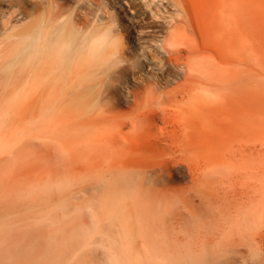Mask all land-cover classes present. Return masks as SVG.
Masks as SVG:
<instances>
[{"label":"bare ground","instance_id":"6f19581e","mask_svg":"<svg viewBox=\"0 0 264 264\" xmlns=\"http://www.w3.org/2000/svg\"><path fill=\"white\" fill-rule=\"evenodd\" d=\"M112 24L126 61L115 73L99 36ZM124 29L140 45L134 57ZM262 29L264 0H0V180L24 154L48 159L20 178L21 196L0 191V264H19L26 246L18 221L30 214L16 212L27 208L17 198L66 185L68 126L82 135L83 155L98 158L84 176L82 190L96 194L83 198L80 229L94 264H264V172L245 145L264 114L263 74L246 65L264 48ZM28 107L33 133L8 128ZM174 169L190 176L200 203L167 194ZM46 201L35 218L66 216L44 213L56 198Z\"/></svg>","mask_w":264,"mask_h":264},{"label":"rangeland","instance_id":"374dc122","mask_svg":"<svg viewBox=\"0 0 264 264\" xmlns=\"http://www.w3.org/2000/svg\"><path fill=\"white\" fill-rule=\"evenodd\" d=\"M179 20L181 21L182 19H179ZM182 21H184V20H182ZM198 30H199V28H197V32H198V35L201 36V33ZM124 31L126 32L125 33L126 34V50L129 53L128 54L129 56L134 57V55H136L137 53H141L140 45L137 44L133 40V38L131 39L129 30L124 29ZM148 33H149L148 34L149 36H152L153 34L156 33V31L150 30ZM218 33H220V32L218 31ZM259 35L264 36V29H262L261 32H259ZM206 52H207L206 54L210 58H213V57L218 55V52L213 48L206 50ZM252 55H253V58L251 59V55L248 54L250 59H248L249 61L246 62V65H251L253 62L261 69V75L263 74L262 75V82H261V84L263 86L261 89V104L264 106V48H261V50L259 52L252 53ZM127 85H129V84H125V86H127ZM0 92H1V90H0ZM28 100L29 99L26 97L25 104L28 102ZM118 110H119V112L129 113L132 109L129 105H123ZM24 112L25 113L21 116V119H20L19 114L16 115L15 118H13L11 121V123H13V122L14 123L9 124L8 128H18V126H19V127H21L19 129H22V128L25 129V126H26V130H28V131L31 130L30 132L32 134L34 127H33L32 115L30 112V108L28 107L26 110H24ZM13 120H15V121H13ZM29 121H30V123H29ZM24 122H26V123H24ZM27 122L29 124H27ZM17 123L21 124V126L17 125ZM23 123H24V126L22 125ZM140 133H142V132H140ZM63 138L65 140L64 144L62 145L63 147L60 145L62 150L64 149L63 154H64V156H66L67 155L66 153L68 151L70 156H72L70 158V157H68L69 156V154H68L67 159H69L70 161L69 160L66 161L67 160L66 157H63L62 156L63 154H61V156L63 157L62 159L66 163L65 170L67 171L69 169L66 172L67 173V176H66L67 180L65 181L66 185L63 187V188L66 187V189L62 188V190H61L63 195L61 194V191H59L58 188L54 190L53 194H52V191H50L49 194H47L48 193L47 192V193H42L41 195L37 194L36 192H35L36 194L33 192H32L33 193L32 194L31 192L27 191L25 193V198L19 197V198H17L18 200L15 203L18 206L23 205L24 203H25V206L27 205L26 210L16 211V212L30 214V216L28 218H26L24 221L23 220L18 221V223H20V222L23 223L22 225L20 223V225H21L20 228L24 227V229L27 230L26 236L23 237V239H22L26 246L18 255L14 256V259H13L14 261L18 262L19 264H40V262L43 261L44 257L45 258L48 257V260H50V264H87V263L89 264L90 260L92 261V262L90 261L91 262L90 264H94L93 259H94V256L96 254L95 248H94V246H92V247L89 246L87 248L84 245L83 240H82L83 236L81 237L80 232L82 230V228H81L82 227L81 223H82V218H83L82 213H84V211H87V209L85 208V205H87V203H88V200H84L83 198L85 196L93 194V193L96 194V190L94 188H92L89 192H85L84 190H82V186H83L84 181L86 179V177H84V176H87V178L90 177L89 175H87V172H89L90 170H93V168L97 165L98 158L95 157L96 159H94V156H88V157L85 156V155H87V153L85 150L83 151L84 148H81V145L83 147L84 140L82 138V135L79 134V130L73 128V126H68L66 128L65 133L63 134ZM231 139H232V137H230V140ZM245 145L248 148L247 150L254 149L253 151H247V154H249V153L253 154L254 153L252 155V157H255V155H256L255 158L251 159L250 165H253L254 168L256 167L255 168L256 170L264 172V114L260 120V127H259V131H258L257 136L253 139L252 138L246 139ZM55 149L54 150L59 153L60 148H58V146H57ZM65 150H66V152H65ZM31 151L34 152V149L32 148L28 152L30 153ZM57 152H56V154L55 153L53 154V155H56V157L51 158L50 160H52V159L57 160V155H58ZM84 152L86 153L85 155H83ZM30 154L28 156H26L27 154L22 155L20 157V159L22 160L23 157L26 156V157H28L27 160L24 157L25 160H22V163H21V160L19 159L15 163V166H13L14 168H11L10 171H7L6 174L8 176L5 173L3 174V177L1 175V178H3V180H6V178L8 180L6 182V181H3L1 179L0 184L2 182L8 183V181H9L8 185L10 187V188H7L8 185L3 183L1 185L2 188L0 187V191L2 192V193L0 192L1 194H4L5 191H6L5 192L6 194L8 191L9 192L11 191L12 193H16V192L18 193L19 192L16 196L22 195V194H20V191H19L20 189L18 188L20 183H22V182L19 183V181H21L22 178H23L22 180H24V178H25V180L28 179V174L30 176V174L32 172L31 169L33 170V174H34V172H36V170H39V168L41 167L40 162L43 163V161L47 158L46 156H42L43 158H45V157L46 158L45 159L42 158L43 161H40V160H42L41 156H38L36 151L31 154V156H33V157H30ZM33 154H35L38 157H36ZM80 154H81V156H80ZM58 156H60V155H58ZM29 157H30V159H29ZM78 157H86L87 159L86 158H83V159L87 160V161L85 163H83V160L78 158ZM188 157L184 156L183 158H185L186 161L189 162L192 159L190 157L189 158ZM47 160H45V161H47ZM35 161L36 162L38 161V162L35 163ZM75 161H76L77 165L74 164ZM26 162H27V164H26ZM90 162H92L93 164ZM22 164H23V166H22ZM89 164H91V165H89ZM180 166H183L186 169V173H187V168L184 166V164H181ZM204 166L207 168H212L213 163L210 162ZM260 166H262V167H260ZM11 170H13V171H11ZM73 170L75 171V173L73 172ZM80 170H82V171H80ZM179 171H180V169H174L172 171V177L170 178L171 181H169V185L166 187L167 194L170 196H174V198H176L178 201L183 200L184 198L188 197L189 194H192L195 198V201L197 203H200L199 196H197L196 193L190 188V184H191L190 176L188 175L189 177H187V174L186 175L182 174L183 173L182 170L180 172ZM11 173L14 174V178L12 176L13 174H11ZM25 173H27V174H25ZM78 174H79V176H78ZM4 175L7 177H5ZM9 175L12 176V179ZM23 175H24V177H23ZM74 175H77V176L74 177ZM17 177H19V178H17ZM15 178H17V179L15 180ZM11 180H15V185H13L14 183H12L13 181H11ZM25 180L23 182H25ZM75 180H76V182H75ZM71 182H73V183H71ZM69 183H70V185H68ZM69 189H70V191H69ZM55 191H56V194H55ZM66 193H68V194H66ZM71 193H72V195H71ZM30 194H31V196H30ZM49 195H51L53 198H56V202L54 203L55 205L53 204L49 208L44 209L45 210L44 213L49 211L50 214H48V215L49 216L51 215L53 218L55 215L56 216L62 215L60 212V208H61V210L66 213V216L64 218L57 220V221H54V222H51V220H49V219L46 220L42 217L40 218V220H39V218H35V215H38V213H36V212L37 211L39 212V210L41 209L39 206L44 204L41 202L47 203L48 201H46V198L49 197ZM80 197H82V199ZM67 200H68V202H67ZM75 201H76V203H75ZM93 201H95V199L92 200L91 202L94 203ZM59 203H61L60 204L61 206H59ZM56 205H58V206H56ZM74 205H75V207H73ZM51 207H53V209ZM188 215H189V210L184 209L182 216L184 218H186ZM37 223H40V225H38ZM36 227H37V230H39V232L33 231Z\"/></svg>","mask_w":264,"mask_h":264},{"label":"clouds","instance_id":"9594fccd","mask_svg":"<svg viewBox=\"0 0 264 264\" xmlns=\"http://www.w3.org/2000/svg\"><path fill=\"white\" fill-rule=\"evenodd\" d=\"M99 36L104 42L102 52V54H106L104 65L110 73H115L126 63L121 53V37L118 34V29L114 24L107 25Z\"/></svg>","mask_w":264,"mask_h":264}]
</instances>
